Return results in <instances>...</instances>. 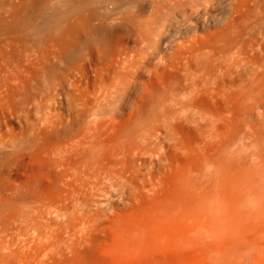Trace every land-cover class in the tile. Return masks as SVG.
<instances>
[{
  "label": "bare ground",
  "instance_id": "6f19581e",
  "mask_svg": "<svg viewBox=\"0 0 264 264\" xmlns=\"http://www.w3.org/2000/svg\"><path fill=\"white\" fill-rule=\"evenodd\" d=\"M149 5L155 0H0V214L32 218L37 227L10 264H85V249L104 240L110 220L128 249L124 264H159L165 249L158 248L169 240H179L197 264H220L218 226L241 220L264 226V0H170L155 28L143 22ZM10 52L18 59L11 62ZM141 88L120 147L98 153L101 139L123 124L115 104ZM13 98L21 115L10 118ZM56 102L68 106L65 116L53 108ZM157 113L167 120L155 121ZM87 127L88 163L114 156L139 167L178 163L183 136L207 141L208 149L187 161L199 181L128 215L109 198L96 207L88 203L81 217L88 226L77 230L69 222L80 216L55 208L62 198L58 156L77 150L74 138ZM166 140L172 143L163 153L151 150ZM248 142L255 151H246ZM22 152L36 156L53 178L54 192L38 209L37 187L20 190L8 174ZM124 217L128 224L120 228ZM245 238L223 247L240 258L253 243ZM258 256L249 260L264 264V249Z\"/></svg>",
  "mask_w": 264,
  "mask_h": 264
},
{
  "label": "rangeland",
  "instance_id": "374dc122",
  "mask_svg": "<svg viewBox=\"0 0 264 264\" xmlns=\"http://www.w3.org/2000/svg\"><path fill=\"white\" fill-rule=\"evenodd\" d=\"M169 1L170 0H155V5L147 6L143 22L149 24L147 26L148 28H155L157 26V22L160 20L161 15L167 12V4ZM175 19L181 21V18L177 16H175ZM164 25L171 30H174L175 28L174 25L173 27L170 26L171 23L168 21H165ZM204 29L205 28H200L199 32H205ZM146 33L147 35H145ZM150 34V31H146L143 36L146 37ZM8 56L11 62L18 59V54L14 52H10ZM85 74L88 77L87 64ZM141 78L145 80L147 77L142 76ZM12 85L15 86L16 84L13 83ZM141 91L142 88L136 91L127 90L123 99L115 104L116 107L122 109L119 118L122 120L123 124L116 123L115 130L109 133L110 138L103 137L101 139V146L98 148V153H106L110 150V147H120V142L123 140L124 129L127 125L132 124L130 118L132 108L135 102L140 98ZM85 98L88 108V95ZM17 102L18 101L15 98L11 101V107L6 113L10 118L21 115ZM108 104V101L102 102V106L107 107ZM53 108L56 112L64 116L68 112V106L65 102H56L53 105ZM4 114L5 112L0 105V117H3ZM150 117L151 119H154L152 116ZM166 120V118L158 115V113L156 114L155 121L158 123L162 124ZM160 132L164 133L162 128L160 129ZM90 133H92V131H90ZM183 134L186 135L185 131ZM184 138L185 136H183V139H180V146H185L186 144L183 145V142H187L188 150L178 147V163H149L146 167H144L145 165L139 167L138 163H121L123 161H119V163L117 161L120 159L119 156L112 157L111 160H107V163L105 161V163H88V143H84L88 142V127L85 128L83 135L78 134L74 138L77 150H61L59 152L60 154L58 157L61 163H58L57 170L59 171V177L56 182L57 191H55L58 195L62 196V198L56 203V210H67L69 213H74L80 216L79 219L73 222L70 221L69 225L72 227L75 226V229L77 230L80 228L85 230L83 226H88V220H85L84 218L81 219V217H83V214L86 215L88 213V203L89 207H96L97 205L100 206L97 202L98 200L109 198L113 202L118 201V203H115V206L126 211L125 214L128 215V213L132 211L142 212L146 210L152 202L162 201L168 196H171L186 187L194 188L195 182L199 181V179L197 180L196 178L197 169L187 161L191 157L207 150L208 143L207 141H204L203 144L205 145H199L198 143L195 144L191 135L187 136V141L184 140ZM79 143L82 145H78ZM171 143L172 140L154 142L151 144V150L155 153H163ZM250 143L248 142V144ZM252 145L254 144L251 143L250 146L248 145V148H246L247 150H245L251 152L252 149L255 148ZM138 146L136 145L134 148H139ZM201 148L203 150H201ZM81 149H84V152L78 154V151ZM253 151H255V149ZM183 153L186 156H182ZM108 161H112V163H109ZM116 161L117 163H115ZM151 165L153 168H151ZM138 168L140 169L139 172H137ZM206 168L210 171L212 170L210 167ZM8 174L11 184L14 187L20 188V190H25L32 186L37 187L35 193L37 203L33 205V207H37V209L41 208V200L44 196L51 195V193L54 192L55 188L51 185L53 179L52 175L47 171V167L44 164L42 165V163H38L36 156L29 152H22L11 161ZM121 199L127 202L122 204ZM34 214L37 215V212L34 211ZM44 217L48 218L49 216L45 214ZM31 219L17 220L16 218L9 217L7 214H0V264H10L8 259L11 253H21L26 250V247L28 246L26 239L28 237H33L34 231L37 228L35 225L36 223ZM128 221L129 218H122L119 221L120 228L127 226L126 224H128ZM250 222V220H246V222L241 220L232 224L220 225L215 231H213L221 244L219 257L220 264H255L250 261L252 260L250 259V256L252 254L256 257L262 254V250L264 249V230L262 229H264V226L260 223L252 222L251 224ZM106 223L108 229L102 236L104 240L101 242L98 240L93 241V244H90L89 248L85 249V255L83 256L85 264L125 263L128 249H126L123 239L119 238L115 233L114 226L116 221L110 220ZM244 237H247L244 241L252 239L253 243L250 242L249 245L251 246L247 245L243 248L240 258L233 257L232 249H229L228 251V249L223 247L224 245H228L227 243L234 238L243 239ZM74 238L77 237L75 236ZM37 241L38 240L36 239V242ZM178 241L175 242L169 240L166 243L164 242V245L158 248L159 250L163 249L162 251L165 249L164 258L159 264H197L198 257L193 255L189 250H181L182 246H177ZM174 244L176 245L175 248L173 247ZM170 248L173 250L172 252L166 250ZM258 257L257 261H260L261 258L259 257V259ZM245 258L247 263H244Z\"/></svg>",
  "mask_w": 264,
  "mask_h": 264
}]
</instances>
